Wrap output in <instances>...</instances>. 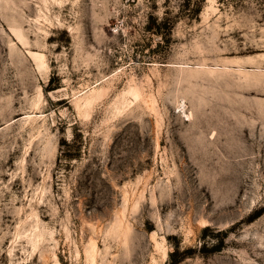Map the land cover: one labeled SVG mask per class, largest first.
<instances>
[{
	"label": "rangeland",
	"instance_id": "1",
	"mask_svg": "<svg viewBox=\"0 0 264 264\" xmlns=\"http://www.w3.org/2000/svg\"><path fill=\"white\" fill-rule=\"evenodd\" d=\"M0 264H264V0H0Z\"/></svg>",
	"mask_w": 264,
	"mask_h": 264
},
{
	"label": "trees",
	"instance_id": "2",
	"mask_svg": "<svg viewBox=\"0 0 264 264\" xmlns=\"http://www.w3.org/2000/svg\"><path fill=\"white\" fill-rule=\"evenodd\" d=\"M66 145H67V144H66ZM65 155H66V157H72V154H71L70 151H68V152L66 151V154H65Z\"/></svg>",
	"mask_w": 264,
	"mask_h": 264
}]
</instances>
